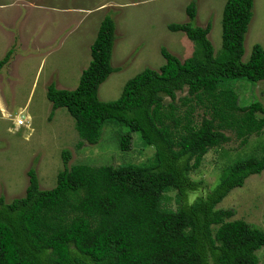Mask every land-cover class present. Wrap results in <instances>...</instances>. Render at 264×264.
Here are the masks:
<instances>
[{"label": "trees", "instance_id": "obj_1", "mask_svg": "<svg viewBox=\"0 0 264 264\" xmlns=\"http://www.w3.org/2000/svg\"><path fill=\"white\" fill-rule=\"evenodd\" d=\"M252 8L253 0L225 1L217 53L207 37L210 24H169V31L183 32L194 43L193 55L181 61L161 48L165 63L128 79L120 96L107 102L97 93L114 71L115 24L109 16L102 19L77 87H47L51 116L66 109L80 138L76 149L97 144L109 123L127 129L118 137L121 151L130 150L138 133L153 154L141 164L68 166L71 154L63 150V169L47 190L29 169L22 197L6 203L0 196V264H259L264 231L230 220L235 211L216 205L264 171V148L259 156L229 161L211 190L196 193L202 184L190 178L209 150L230 141L227 132L245 146L264 128L263 105H241L231 84L264 80L263 47L254 45L242 60ZM185 12L195 19L194 2ZM10 57L8 51L0 59V71ZM178 92L186 93L179 105ZM196 107L203 109L200 122Z\"/></svg>", "mask_w": 264, "mask_h": 264}, {"label": "rangeland", "instance_id": "obj_2", "mask_svg": "<svg viewBox=\"0 0 264 264\" xmlns=\"http://www.w3.org/2000/svg\"><path fill=\"white\" fill-rule=\"evenodd\" d=\"M18 1L0 0L5 6L0 9L7 8L0 10V24L21 25L25 20L24 24L39 30L40 38L39 43L27 40L25 32L29 31L22 27L23 34L19 39V36H13L11 44L0 43V59L11 52L8 64L0 71V92L9 111L6 117L16 118L20 114L27 117L26 126L15 127L13 119H5L0 112V155L5 156V160L0 158V196L6 203L24 195L28 185L27 171L31 168L37 175L40 189L54 187L56 176L63 169V150L71 154L68 166L82 163L116 167L147 163L152 156L153 147H147L138 133L132 134L130 150L121 151L118 137L127 129L109 123L104 125L97 144L84 143L76 149L80 138L66 109L58 108L51 116V102L46 98L48 85L64 90L77 87L81 72L91 60L90 47L105 16L113 20L115 36L111 54L114 71L99 86L97 93L103 102L117 99L125 82L143 69L157 70L162 66L165 60L160 54L161 48L181 61L193 55L194 43L183 32L169 31L167 26L171 23L190 22L201 28L210 24L207 37L215 53L221 48V15L226 0ZM190 2L196 6V17L191 21L185 12ZM15 8L20 14L13 11ZM256 44L264 48V0H253L242 60L247 61ZM231 84L241 105L260 102L264 107V80L238 79ZM185 94L178 92L175 103L179 105L178 98ZM165 101L170 99L165 98ZM202 116L203 109L196 107L195 121L200 122ZM8 126L12 127V134L7 133ZM226 135L230 141L209 150L198 170L190 174L193 181L202 184L196 193L213 189L229 161L259 156L264 148V128L259 135L250 136L245 146L233 134L227 132ZM169 196L170 206L175 207L174 192ZM194 199L195 196H189L190 202ZM216 209H233L235 215L230 220H243L264 231V171L249 176L242 187L230 191ZM257 256L259 264H264V248Z\"/></svg>", "mask_w": 264, "mask_h": 264}, {"label": "crops", "instance_id": "obj_3", "mask_svg": "<svg viewBox=\"0 0 264 264\" xmlns=\"http://www.w3.org/2000/svg\"><path fill=\"white\" fill-rule=\"evenodd\" d=\"M21 1V0H19ZM18 1V2H19ZM14 2V1H11ZM17 2V3H18ZM4 3H0V8L5 7L4 5H1ZM10 8V7H9ZM12 8V7H11ZM5 9H0V10H6ZM16 14L20 12L18 11L17 8H15L13 10ZM22 18V17H21ZM81 19V18H80ZM25 20H22L21 25H17V24H0V39L3 41L0 43H5V44H11L12 42V37L13 36H19L18 39L20 38V36H22L23 32L21 31L22 27H25L28 29L29 33L25 32V36H27V40L32 41V42H37L39 43V38H40V34H39V30H34L30 25L31 24H24ZM6 29V30H5ZM19 30L18 32L16 31ZM10 30V31H9ZM21 43H24L25 41H20ZM49 86V85H48ZM8 106L6 105V103L3 101V96L2 93L0 92V112L3 114L4 118L8 120V118L6 117V114L9 113L8 111ZM9 117V116H8ZM11 126V125H10ZM8 126L7 128V133H11L12 134V127ZM4 155H0V158L4 159ZM5 160V159H4Z\"/></svg>", "mask_w": 264, "mask_h": 264}, {"label": "built area", "instance_id": "obj_4", "mask_svg": "<svg viewBox=\"0 0 264 264\" xmlns=\"http://www.w3.org/2000/svg\"><path fill=\"white\" fill-rule=\"evenodd\" d=\"M8 118H12L11 115H8ZM13 119V123L15 125V127H22V126H26L27 123V117H24L22 114L18 115L16 118H12Z\"/></svg>", "mask_w": 264, "mask_h": 264}]
</instances>
